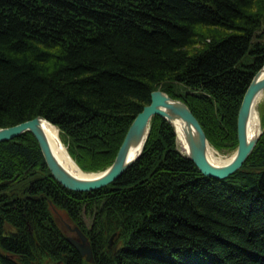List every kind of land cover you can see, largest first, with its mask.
<instances>
[{
    "label": "trees",
    "instance_id": "1",
    "mask_svg": "<svg viewBox=\"0 0 264 264\" xmlns=\"http://www.w3.org/2000/svg\"><path fill=\"white\" fill-rule=\"evenodd\" d=\"M263 63L264 0H0V126L42 114L84 170L112 162L158 86L215 149L234 150ZM52 208L86 234L93 261ZM0 264H264V127L218 178L154 114L140 156L91 190L60 184L31 131L0 140Z\"/></svg>",
    "mask_w": 264,
    "mask_h": 264
},
{
    "label": "water",
    "instance_id": "2",
    "mask_svg": "<svg viewBox=\"0 0 264 264\" xmlns=\"http://www.w3.org/2000/svg\"><path fill=\"white\" fill-rule=\"evenodd\" d=\"M260 93H264V63L253 74L242 96L236 120L237 145L233 150V156L225 162H214L209 158L208 147L211 144L200 121L188 104L179 97L171 96L160 86L151 91L150 101L144 104L132 119L109 165L100 170H84L77 164L84 172H97L95 175H78L62 163L52 148L44 127V122L49 120L42 114L14 124L0 126V140L17 136L25 130L31 131L40 145L48 168L60 184L73 190H91L115 180L140 156L149 132L150 119L154 114H159L173 127L176 133V144L180 151L188 156L204 174L221 178L242 165L263 130L264 123L256 131H249V118L254 100ZM178 125L185 145L184 150L178 145ZM56 127L58 128L57 125ZM72 229L78 236H67L69 241L86 260L93 261L92 247L88 237L78 225H74ZM111 242L110 237L109 244ZM115 247L116 245L113 249Z\"/></svg>",
    "mask_w": 264,
    "mask_h": 264
},
{
    "label": "bare ground",
    "instance_id": "3",
    "mask_svg": "<svg viewBox=\"0 0 264 264\" xmlns=\"http://www.w3.org/2000/svg\"><path fill=\"white\" fill-rule=\"evenodd\" d=\"M262 96H263V93H260L254 100V104H253L252 111H251L250 118H249V131L250 132L256 131L260 126L261 121H260V114L258 112L257 104L262 98ZM44 127L46 130L47 136L49 138V141L52 145V148L54 149L56 155L58 156V158L62 161L64 165H66L72 172L78 175L97 174V172H84L80 169V167L77 165L74 159L69 155L66 147L62 143V139L60 137V134H59V131L56 125H54L53 123L49 121H45ZM177 131L179 134V137H178L179 145L184 150L185 145H184V141L181 138L179 125L177 128ZM217 152L218 151H216V149L212 145L208 147V156L214 162H225L229 160L233 156V153H234L233 151L228 156L222 157L218 155Z\"/></svg>",
    "mask_w": 264,
    "mask_h": 264
},
{
    "label": "rangeland",
    "instance_id": "4",
    "mask_svg": "<svg viewBox=\"0 0 264 264\" xmlns=\"http://www.w3.org/2000/svg\"><path fill=\"white\" fill-rule=\"evenodd\" d=\"M257 108H258V112L260 114V121H261L260 125H262L263 118H264V93H263L262 98L260 99V101L257 104ZM62 143L66 147V144L64 143L63 140H62ZM179 147H181V146L179 145ZM216 151H218L217 154L222 156V157L228 156L230 153L233 152V150H222V151H220L217 149H216ZM52 210H53L56 221L58 222L59 226L64 231V233L67 234L68 236L77 237L78 235H77L76 231L74 229H72L74 224L71 221V219L68 217L66 212L60 208H52Z\"/></svg>",
    "mask_w": 264,
    "mask_h": 264
}]
</instances>
